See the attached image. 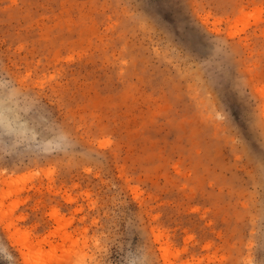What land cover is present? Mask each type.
Returning <instances> with one entry per match:
<instances>
[{"label": "rangeland", "instance_id": "obj_1", "mask_svg": "<svg viewBox=\"0 0 264 264\" xmlns=\"http://www.w3.org/2000/svg\"><path fill=\"white\" fill-rule=\"evenodd\" d=\"M0 264H264V0H0Z\"/></svg>", "mask_w": 264, "mask_h": 264}]
</instances>
